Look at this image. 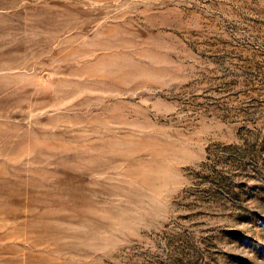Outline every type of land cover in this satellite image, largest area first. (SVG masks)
I'll use <instances>...</instances> for the list:
<instances>
[{"label":"rangeland","instance_id":"374dc122","mask_svg":"<svg viewBox=\"0 0 264 264\" xmlns=\"http://www.w3.org/2000/svg\"><path fill=\"white\" fill-rule=\"evenodd\" d=\"M0 264H264V0H0Z\"/></svg>","mask_w":264,"mask_h":264}]
</instances>
